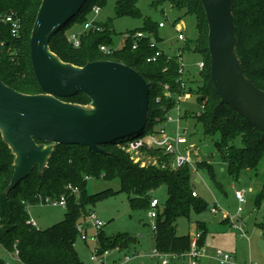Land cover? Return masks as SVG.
I'll use <instances>...</instances> for the list:
<instances>
[{
	"label": "trees",
	"instance_id": "1",
	"mask_svg": "<svg viewBox=\"0 0 264 264\" xmlns=\"http://www.w3.org/2000/svg\"><path fill=\"white\" fill-rule=\"evenodd\" d=\"M166 1L174 8L184 10L185 14L196 15L199 19L198 37L184 40L180 49L182 53L174 57L164 53L158 46L162 41L158 35L160 26L151 19L128 32L141 31L147 34L137 40V48H133V40L129 37L125 39L122 48L114 49L113 28L109 23L94 22L101 26L100 30H85L84 25L89 21L93 7H101L106 0H86L78 15L51 38L52 51L65 62L83 66L87 62L108 59L136 69L158 98L155 109L149 111L145 129L125 137L129 138L127 141L120 139L102 144V152L91 150L88 146L58 144L42 175L36 165L31 174L9 192L6 189L14 172L15 155L0 132V245L11 252L17 249V257L23 263L84 264L75 246L79 236L77 225L85 220L89 212L94 211L92 207L99 200L116 193L108 189L90 194L87 183L92 177L119 178L122 184L120 191L129 195L131 207L135 210L148 211L151 199L156 197L151 192L164 185L167 197L162 202L156 219V248L164 253L182 254L189 251L192 237L176 233L177 220L181 216H189L192 211L201 212L207 208V202L203 198L193 195L195 189L191 183V167L188 164L170 167L171 153L159 146H142V149L157 157V163L149 166L136 163L128 151V143L144 136L154 127L156 119L167 120L166 114L176 103L177 96L184 94L183 92L198 95L203 111L197 115V120L202 123L206 134L220 135V140L215 145L229 174L238 179L242 171L258 169L264 157V132L250 124L229 105L222 103L213 86L206 29L208 26L201 0H158L163 3ZM41 2L42 0H0V10L13 12L23 25L21 37L17 39L9 34L6 25L0 33V41L3 42L0 45V79L15 90L28 94L42 92L30 55L31 32ZM137 2L138 0H117L116 16L139 15ZM233 13L237 26V53L245 74L264 90V0H233ZM75 25L82 26L79 46H75L69 39L71 34H66ZM151 38L155 39L157 47H151ZM102 45L107 46L111 52L102 51ZM156 51L161 54L155 60H149ZM185 51L200 55L205 63L203 70L199 72V83L195 77L196 80L191 85L188 84L187 90L178 81L179 59ZM165 86L173 92L171 98L165 97ZM62 99L79 104L90 103V99L82 93ZM161 103L167 107L161 109ZM199 166L207 167L211 178L216 181L211 164L204 161ZM68 184L79 187V195L68 190ZM61 194H65L67 201L62 221L45 230L38 229L29 222V206L40 204L46 196L58 197ZM257 201L258 204L264 201V186ZM197 230L200 233L198 244L203 245L206 237L204 224L198 223ZM98 242L101 251L116 248L127 251L136 244L137 238L126 232L108 236L102 229Z\"/></svg>",
	"mask_w": 264,
	"mask_h": 264
},
{
	"label": "water",
	"instance_id": "2",
	"mask_svg": "<svg viewBox=\"0 0 264 264\" xmlns=\"http://www.w3.org/2000/svg\"><path fill=\"white\" fill-rule=\"evenodd\" d=\"M85 2H41L31 32L30 55L42 92H19L0 79V132L15 155L6 192L27 178L36 165L42 175L58 144L88 146L102 152V144L145 129L150 86L136 69L108 59L75 65L63 61L50 47L53 35ZM201 3L207 19L213 86L222 103L264 132V90L246 76L237 53L233 0ZM78 93L86 95L90 103L62 99Z\"/></svg>",
	"mask_w": 264,
	"mask_h": 264
},
{
	"label": "rangeland",
	"instance_id": "3",
	"mask_svg": "<svg viewBox=\"0 0 264 264\" xmlns=\"http://www.w3.org/2000/svg\"><path fill=\"white\" fill-rule=\"evenodd\" d=\"M116 3L117 0H106L98 13L91 12L89 15V21L109 23V26L113 28L112 46L114 49L122 48L126 34L143 26L147 19L166 24L165 29L158 27V35L163 39L159 42V47L171 57L180 54V48L184 43L183 40H179V33L174 26L179 17H182L181 20L185 22L189 36L191 38L197 37L199 23L197 16L185 14L184 10L174 8L168 1L163 3L158 2V0H138L137 6L140 14L137 16H116ZM179 21L178 19L177 22ZM206 29L208 32V27ZM70 33L71 31H66V34ZM200 59H202L200 55H189L187 51L179 59L181 63H184L183 81L186 84V90L196 78L197 83H199L200 71L194 62ZM187 73L191 80L186 78ZM164 89L165 97L171 98L173 92L168 89V86H165ZM149 98V109L152 111L156 107L155 102L158 98L152 89ZM159 107L165 109L162 107H167V105L161 103ZM202 111L203 105L196 93L183 94L166 114L167 120L156 119L151 130L144 136L133 140H142L139 147L135 151L129 152L136 163L139 162L141 166H149L157 163V157L142 149L144 144L146 146L153 145L154 139L161 140L166 135L172 139L179 136L185 137L187 142L178 145V149L181 153L191 156L192 165L194 169H197L194 170L192 165H189L192 169L191 183L198 195L207 202V208L201 212L192 211L189 216L179 217L176 233L178 235L189 234L194 237L198 223H202L206 229V246L209 254L214 251L216 253V250H223L234 255L237 264H250L251 262L262 264L264 263V201L258 204L257 197L264 186V157L257 170H244L238 179H234L229 174L227 166L215 145V142L220 140V135L206 134L202 123L197 120V115ZM163 129L165 135H160ZM128 139L124 138L120 141H127ZM236 144L240 145V142ZM204 161L213 166L216 181L211 178L207 167L199 166ZM170 167L176 168L173 156H171ZM121 186L119 178L92 177L87 183L90 194L108 189L116 192L102 198L92 207L99 219L105 223L103 229L106 234L117 236L126 232L137 238L135 247L132 245L134 250L122 253L113 251L109 259L112 256H122L126 253L134 257L128 264H161L158 260L147 256V253L156 248L152 220L149 218L148 212L132 209L129 195L120 191ZM236 190L245 191V202L241 203L238 200ZM151 193L158 197L161 202L165 201L167 197L164 185ZM216 205H218L220 213L214 214L212 208ZM239 208H241L240 211ZM224 211L229 213L232 219L222 216ZM65 212V208L52 204H37L28 208L30 218L36 222L37 228L41 230L62 221L65 218ZM75 246L83 263L92 264L89 259V250L79 237ZM186 261L185 259L181 260V262ZM0 262L1 264H25L14 252L9 251L3 245H0ZM176 262L178 263L177 260ZM170 264H173V261Z\"/></svg>",
	"mask_w": 264,
	"mask_h": 264
},
{
	"label": "built area",
	"instance_id": "4",
	"mask_svg": "<svg viewBox=\"0 0 264 264\" xmlns=\"http://www.w3.org/2000/svg\"><path fill=\"white\" fill-rule=\"evenodd\" d=\"M100 6L96 5L93 7L92 11L94 13H98L100 11ZM8 27L9 34L15 39L21 37L22 30H23V25L22 21L19 17H17L13 12L9 11H3L0 10V33L3 30L4 26ZM160 27L164 26V23L161 22L159 23ZM85 30L89 29H94V30H100L101 26H98L92 21H87L84 25ZM179 35L178 38L180 40H186L185 35L181 32L180 29H178ZM146 33L138 31L135 33H127L126 38H129L133 40V48H137V40L146 37ZM69 39L73 41L75 46L80 45V39H79V33H72L69 35ZM3 42L0 41V45H2ZM151 47H157L156 41L154 38H151ZM101 50L107 53H110L111 50L105 46H101ZM180 54L182 53L179 51ZM161 54L160 51H156L155 55L149 60H155L157 56ZM181 67L178 69V74H179V79L181 87L183 89L186 87V84L183 81V76L185 74V68H184V63H181ZM196 66L198 67L199 71H202L205 63L202 59L198 60L196 62ZM188 93V92H186ZM185 94V93H184ZM181 95L177 96V100H180ZM171 118V117H170ZM164 129L161 131L160 135H165ZM186 138L179 136L176 137L175 139H172L169 135L164 136L161 140L154 139L153 140V145L162 147L166 152L171 153V155L174 157L175 165L176 167H181L183 165H192V159L190 154H184L181 153L178 149V145L185 144ZM142 143V140L138 141H130L128 143V151L132 152L135 151L139 145ZM193 169L194 166L192 165ZM194 170H197L196 168ZM88 179V177H86ZM67 189L70 190L72 193L79 195L80 189L77 186H73L71 184L67 185ZM236 197L238 200L243 203L245 202V191L243 190H236ZM193 195L197 196L198 193L196 191H193ZM40 204H52L54 206H60L63 208H66L67 201H66V196L65 194H61L58 197H53V196H46L43 201ZM162 206V202L159 198L154 197L151 199L150 207L148 209V216L152 220V230L156 232L157 230V225H156V219L159 214L160 208ZM241 208H239V211ZM212 212L214 214L220 213L218 205L212 208ZM222 216L228 218L232 217L230 216L229 213L223 212ZM32 225L36 226V222L32 219L29 221ZM105 226V223L99 219L95 211L89 212L85 220L82 222L78 223L77 225V231L79 233V238L83 243H85L90 250V255L89 259L92 262V264H128L134 257H132L129 254L124 253L122 256H117L114 259H109V256L112 254L113 251H117L118 253H122L125 250H121L119 248H116L114 250H104L101 251L99 247V242H98V235L100 231L103 229ZM236 227V226H234ZM200 237V233L197 232L194 237H192V242H191V247L189 251L182 253V254H175V253H164L162 251H159L157 248H155L152 252L147 253V256L150 257L151 259H156L159 261L161 264H170L174 260H178L181 262V260L185 259L187 260L185 263L181 262L182 264H198L199 261L207 254V247L203 245L198 244V239ZM129 251V250H127ZM15 255H18V250L15 249ZM138 256V255H136ZM216 260L218 261V264H235L234 257L231 253L225 252L223 250H216ZM176 264V263H175ZM250 264H258V263H253L251 262ZM264 264V263H262Z\"/></svg>",
	"mask_w": 264,
	"mask_h": 264
},
{
	"label": "crops",
	"instance_id": "5",
	"mask_svg": "<svg viewBox=\"0 0 264 264\" xmlns=\"http://www.w3.org/2000/svg\"><path fill=\"white\" fill-rule=\"evenodd\" d=\"M180 20L179 22H177V20ZM176 21H175V23H174V26H175V28L177 29V31H178V33L180 32L178 29H180L181 30V32L185 35V37H186V40H188V39H191V40H194V39H196L197 37H198V33H197V37L196 38H191L190 36H189V34H188V32L186 31V24H185V22L183 21V20H181L182 19V17H179ZM159 23H161V22H159ZM161 29H165L166 28V24H164V26L163 27H160ZM82 29V26L81 25H76L75 27H73V29L71 30V33L70 34H72V33H75V32H78V31H82L81 30ZM158 33H159V30H158ZM161 38V37H160ZM163 40V39H162ZM180 40V39H179ZM182 41V40H181ZM183 42H185V41H183ZM183 45H184V43H183ZM158 46H159V44H158ZM181 49V48H180ZM185 53V52H184ZM183 53V54H184ZM187 53L190 55V54H196V53H193V52H188L187 51ZM196 62H197V60L194 62V64L196 65ZM186 78L188 79L189 78V76H188V73H187V76H186ZM189 80H191L190 78H189ZM188 93H190V92H188ZM198 231L196 230V233H197ZM137 243V242H136ZM85 244V243H84ZM204 245L206 246L207 245V240H206V237H205V243H204ZM85 246L87 247V249L89 250V247L85 244ZM134 247H135V245H134ZM134 247H130V251L131 250H134L135 248ZM207 247V246H206ZM134 248V249H133ZM207 251L209 252V250H208V247H207ZM207 252V254L200 260L201 262H200V264H208V263H215V264H218V262H217V260H216V253H215V251L214 252H212V253H208ZM89 255H90V250H89ZM118 256V255H117ZM117 256H112V258L111 259H114V258H116ZM234 256V255H233ZM234 260H235V264H237V262H236V259H235V256H234ZM178 261V260H177ZM182 264L180 261H178V263L176 262V260H174L173 261V264ZM185 263V262H184Z\"/></svg>",
	"mask_w": 264,
	"mask_h": 264
},
{
	"label": "bare ground",
	"instance_id": "6",
	"mask_svg": "<svg viewBox=\"0 0 264 264\" xmlns=\"http://www.w3.org/2000/svg\"><path fill=\"white\" fill-rule=\"evenodd\" d=\"M78 15V14H77Z\"/></svg>",
	"mask_w": 264,
	"mask_h": 264
}]
</instances>
